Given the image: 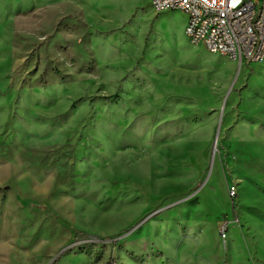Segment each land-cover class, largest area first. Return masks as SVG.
Listing matches in <instances>:
<instances>
[{
	"label": "rangeland",
	"instance_id": "374dc122",
	"mask_svg": "<svg viewBox=\"0 0 264 264\" xmlns=\"http://www.w3.org/2000/svg\"><path fill=\"white\" fill-rule=\"evenodd\" d=\"M0 2V264H264V60L181 59L153 0Z\"/></svg>",
	"mask_w": 264,
	"mask_h": 264
},
{
	"label": "built area",
	"instance_id": "2783aa9c",
	"mask_svg": "<svg viewBox=\"0 0 264 264\" xmlns=\"http://www.w3.org/2000/svg\"><path fill=\"white\" fill-rule=\"evenodd\" d=\"M158 11L187 13L186 34L211 53H220L247 63L264 60V0H153ZM238 190L232 185L231 198ZM229 223L221 233L227 237Z\"/></svg>",
	"mask_w": 264,
	"mask_h": 264
},
{
	"label": "bare ground",
	"instance_id": "6f19581e",
	"mask_svg": "<svg viewBox=\"0 0 264 264\" xmlns=\"http://www.w3.org/2000/svg\"><path fill=\"white\" fill-rule=\"evenodd\" d=\"M19 1V0H18ZM17 2V0H16ZM125 3H127L126 1H124ZM21 3V2H19ZM152 3V2H151ZM2 10V3L0 2V11ZM129 10V9H128ZM132 10V9H131ZM130 12V11H129ZM132 12V11H131ZM175 12V11H173ZM165 13V12H164ZM177 13V11L175 12V14ZM144 14V13H143ZM152 14V13H151ZM162 14V13H161ZM170 16V15H169ZM171 17V16H170ZM158 18V17H157ZM141 19V18H138ZM136 19L138 22L139 20ZM179 19V18H178ZM177 19V21H178ZM175 20V18H174ZM174 20H170L169 22H165L164 20L160 21L161 25H164L166 30H167V35L169 37V39L171 40V42L173 43V45L178 49V55L180 56L181 59H192V58H199L202 59L204 61L205 64H209V66H221V74H223V72H227L229 69H231V67L229 66L228 68H226L224 66V64L226 65L227 60L226 59H221L222 55L220 56L218 53H214V54H208L206 52V50H202L203 46H199L196 44H192L191 42H189V39L186 37L185 33H184V25L181 26L176 25V23L174 22ZM142 21V20H140ZM149 21V20H148ZM176 21V20H175ZM180 21V20H179ZM146 22V21H145ZM137 23V22H136ZM143 23V22H142ZM147 23V22H146ZM180 22H178L179 24ZM140 24V23H139ZM148 24V23H147ZM146 24V25H147ZM145 25V26H146ZM186 25V24H185ZM141 26V24L139 25ZM162 32V31H161ZM163 33V32H162ZM158 34V33H157ZM156 34V35H157ZM160 34V33H159ZM163 35V34H162ZM158 39V37H157ZM156 40V39H155ZM163 40V39H162ZM161 42V40L159 41ZM165 42V41H164ZM160 44V43H159ZM164 45V44H163ZM162 45V47H163ZM202 45V44H201ZM104 46V45H103ZM166 46V45H164ZM171 46V45H170ZM108 51V48H102V52H101V48H100V54L104 55L106 54ZM177 55V56H178ZM183 57V58H182ZM102 58V57H101ZM223 60V61H221ZM188 62V61H187ZM191 62V61H190ZM198 62V59H197ZM203 63V62H202ZM203 63V64H204ZM263 63V62H262ZM258 67V66H256ZM231 71V70H230ZM243 71V69H242ZM241 71V72H242ZM243 74V73H242ZM252 74V73H251ZM224 75V74H223ZM229 75V74H228ZM227 75V76H228ZM240 77V76H239ZM226 78V77H224ZM217 79V78H216ZM222 79V78H221ZM219 80V79H218ZM239 80V78H238ZM241 80V79H240ZM208 82V81H207ZM222 82V81H221ZM250 86H249V94H251V96H259L261 98L264 99V72L262 71H258L256 74H252L251 78H250ZM209 83V82H208ZM204 87V86H202ZM206 87V85H205ZM162 89V88H161ZM194 88H192L193 90ZM206 89V88H204ZM248 89V88H247ZM160 91V90H159ZM162 91V90H161ZM190 91V90H189ZM163 92V91H162ZM245 92V91H244ZM187 93L188 90H187ZM191 93V91H190ZM196 93V92H195ZM200 93V91H199ZM209 93V92H208ZM194 94V93H193ZM205 95V94H204ZM163 96V95H162ZM199 96V95H198ZM245 96V95H244ZM211 97V96H210ZM37 98H39L37 96ZM199 98V97H198ZM205 98V97H204ZM197 99V98H196ZM208 99V98H207ZM252 99V98H251ZM33 101L35 100L34 97H24L23 102L27 103L28 101ZM210 100V99H209ZM249 100V99H248ZM247 100V102H248ZM205 101V99H204ZM246 101V100H245ZM249 103V102H248ZM247 104V103H245ZM201 105V104H200ZM261 105V104H260ZM244 112V111H243ZM243 119V118H242ZM247 119V118H245ZM239 125V124H238ZM248 125V124H247ZM249 126V125H248ZM250 127V126H249ZM241 125L237 126L233 129L232 135L234 134L235 131L239 130L241 132ZM250 131V129H249ZM238 132V131H237ZM257 135V134H256ZM209 136V134H208ZM207 135H204L202 138L204 139V142H209L210 140L208 139ZM240 136V135H239ZM253 136V135H252ZM211 139V138H210ZM234 139V138H233ZM106 146V145H105ZM104 147V146H103ZM108 148V146L106 147ZM193 158V157H192ZM183 172V171H182ZM195 223L200 226L199 224L203 225V231L201 233V236L198 237V240L200 241L201 244L211 248L213 245L212 243V238H211V233H210V228L208 226V224H205L203 219L200 218L199 220H195ZM160 223H158L157 221H153L150 225V229H151V237L153 239H155L156 241H161L165 246H169V240L167 238H165L160 230ZM177 255V258L180 262L183 261H190L192 259H194V255L193 254H189L185 251V245H179L175 248ZM196 257V256H195Z\"/></svg>",
	"mask_w": 264,
	"mask_h": 264
},
{
	"label": "crops",
	"instance_id": "0c3cea01",
	"mask_svg": "<svg viewBox=\"0 0 264 264\" xmlns=\"http://www.w3.org/2000/svg\"><path fill=\"white\" fill-rule=\"evenodd\" d=\"M195 129H197V128H195ZM214 132H215V126H214V125H209V126H207V127L205 128V131H202V133H205L207 136H208V134H209V136H208V139H209V140H210V138H212ZM66 258H67V259H71V260H72V263H71V264H74V258H77V256H70V255H67ZM66 258H65V259H66ZM65 259H63V261H62L60 264H62L64 261H67V259H66V260H65Z\"/></svg>",
	"mask_w": 264,
	"mask_h": 264
},
{
	"label": "trees",
	"instance_id": "16d2710c",
	"mask_svg": "<svg viewBox=\"0 0 264 264\" xmlns=\"http://www.w3.org/2000/svg\"><path fill=\"white\" fill-rule=\"evenodd\" d=\"M7 189H9V188H7ZM1 191H2V190H0V193H1ZM60 256H61V255H60ZM60 256H59L57 259H59V258H60ZM57 259H56L55 261H57Z\"/></svg>",
	"mask_w": 264,
	"mask_h": 264
}]
</instances>
